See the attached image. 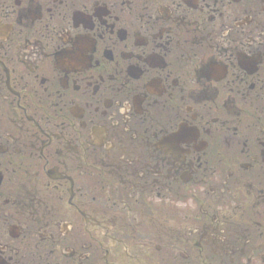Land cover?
I'll return each mask as SVG.
<instances>
[{
	"label": "flooded vegetation",
	"instance_id": "flooded-vegetation-1",
	"mask_svg": "<svg viewBox=\"0 0 264 264\" xmlns=\"http://www.w3.org/2000/svg\"><path fill=\"white\" fill-rule=\"evenodd\" d=\"M264 0H0V264H264Z\"/></svg>",
	"mask_w": 264,
	"mask_h": 264
}]
</instances>
